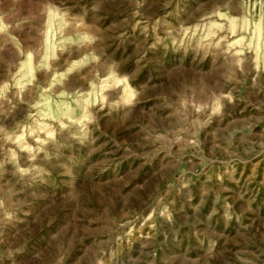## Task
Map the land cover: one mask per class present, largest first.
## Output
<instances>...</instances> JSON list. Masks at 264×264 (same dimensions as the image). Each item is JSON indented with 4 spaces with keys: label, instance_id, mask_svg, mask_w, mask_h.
Wrapping results in <instances>:
<instances>
[{
    "label": "rangeland",
    "instance_id": "374dc122",
    "mask_svg": "<svg viewBox=\"0 0 264 264\" xmlns=\"http://www.w3.org/2000/svg\"><path fill=\"white\" fill-rule=\"evenodd\" d=\"M0 264H264V0H0Z\"/></svg>",
    "mask_w": 264,
    "mask_h": 264
}]
</instances>
